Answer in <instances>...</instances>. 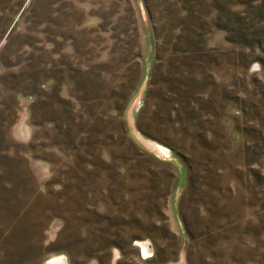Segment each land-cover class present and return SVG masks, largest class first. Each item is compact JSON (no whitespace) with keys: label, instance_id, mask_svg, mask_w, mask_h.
Returning <instances> with one entry per match:
<instances>
[{"label":"rangeland","instance_id":"374dc122","mask_svg":"<svg viewBox=\"0 0 264 264\" xmlns=\"http://www.w3.org/2000/svg\"><path fill=\"white\" fill-rule=\"evenodd\" d=\"M214 1L0 6V264H264V52L228 40L264 0ZM41 47L63 81L17 94Z\"/></svg>","mask_w":264,"mask_h":264},{"label":"trees","instance_id":"16d2710c","mask_svg":"<svg viewBox=\"0 0 264 264\" xmlns=\"http://www.w3.org/2000/svg\"><path fill=\"white\" fill-rule=\"evenodd\" d=\"M7 1L8 0H0L1 8L5 7V4L7 3ZM146 1H147V6L150 9L156 5H157L156 7H158L160 5V3L162 2V0H146ZM166 1H170V6H172V7L178 6L181 2V0H176L175 2H173L172 0H166ZM188 1L189 0H184V2H188ZM253 1H255V0H215L214 1L215 4H213V6L216 7L217 9H219V11L221 13H223L222 16H225L228 19V21H230L229 20V14L232 12V9L234 8V7H231L233 4H236V3L242 4V5L247 4L249 6H252L251 4L253 3ZM183 7L185 9L187 8L186 5ZM167 8H165V9H167ZM247 12H249V10H247V9H246V11L242 10L240 12V18L238 21L239 24L236 25V27H238V28L234 27L236 29V31H238V34H237L238 38H232L230 36V38L228 37V40L230 39L231 41H236V42L242 41L243 44L247 45L248 48L260 49L262 52H264V14H263V8L261 11L262 15L259 16L258 21L256 22L257 25H255L253 22H251L252 21L251 19L249 20V16H248ZM52 19L53 18H50V21H49L50 23L52 22ZM67 20H68L67 25H70V22L72 21L70 14L67 16ZM54 22L56 25L59 24L57 20H54ZM206 25H207V22H206ZM224 25H225V26H223L224 29H228V30L234 29L233 26H230L229 24H224ZM203 27H199L198 30L203 29ZM68 32H69V33H67L68 37L73 38L72 31L69 30ZM49 34L51 37H54L51 40H49V43L50 44L56 43V42L58 43V40H57L58 38L55 37L57 32L56 31L55 32L50 31ZM203 35L204 34L201 32L197 33V36L200 38H202ZM60 42L62 43V41H60ZM200 42H202V41L200 40ZM58 44H60V43H58ZM48 49H49V47L46 50H45V47H41L40 50L43 52L41 54H39L38 56L35 54V52L31 53V57L28 59H31L34 57V61L32 62L31 65L29 64V67H25L22 70V72L19 74V77L22 78V81L19 80L17 82V84L15 82L11 86L13 89H17L16 90L17 94L25 93L27 95L34 96L37 91L43 90L42 86L44 84L49 83L52 80L63 81V78H62L61 72H60L62 67L58 66L57 58H52ZM183 51H184V53H188L187 49H184ZM204 56H207V55L204 53H200V55H198L199 60H201L200 58L204 57ZM36 57H39V58H36ZM259 60L261 61L263 68H264V58L260 57ZM51 61H53V62L56 61V62L52 66H50L48 63H50ZM196 66L199 67L198 65H196ZM15 75L16 74H14V72L10 70L4 76H2L0 78L2 79V82H5L8 80H11L13 78V76H15ZM24 78H25V80H24ZM23 82H25L26 84L21 85ZM259 93L264 94V85H262L261 90L257 93V95H259ZM261 101H264V97ZM244 113H247V110H244ZM247 131H248V134H252L254 129H247ZM251 147L252 146L250 145L247 148V161L253 163L256 160L252 156L253 154H250V152L252 150ZM253 169H251L253 175L256 177H262V179L264 180V176L262 174H260L258 171H255ZM258 179H260V178H258Z\"/></svg>","mask_w":264,"mask_h":264},{"label":"bare ground","instance_id":"6f19581e","mask_svg":"<svg viewBox=\"0 0 264 264\" xmlns=\"http://www.w3.org/2000/svg\"><path fill=\"white\" fill-rule=\"evenodd\" d=\"M161 149L164 152H168L169 153V150L167 148L161 146ZM139 244L142 245L145 248V250H147L146 251L147 253H150L151 249L149 247V243L140 241ZM64 261H65V256H60V257H55V258L49 260L48 264H65Z\"/></svg>","mask_w":264,"mask_h":264},{"label":"water","instance_id":"95a60500","mask_svg":"<svg viewBox=\"0 0 264 264\" xmlns=\"http://www.w3.org/2000/svg\"><path fill=\"white\" fill-rule=\"evenodd\" d=\"M23 9H24V8H23ZM23 9H22V10H23ZM21 13H22V12H20V14L17 16V19L20 17ZM0 48H1V44H0ZM162 147L167 148L166 146H162ZM167 149H168V148H167ZM168 150H169V149H168ZM64 263H66V259H65Z\"/></svg>","mask_w":264,"mask_h":264}]
</instances>
